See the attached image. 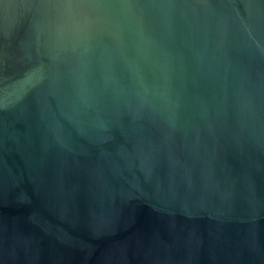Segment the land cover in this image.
Instances as JSON below:
<instances>
[{
  "label": "water",
  "instance_id": "obj_1",
  "mask_svg": "<svg viewBox=\"0 0 264 264\" xmlns=\"http://www.w3.org/2000/svg\"><path fill=\"white\" fill-rule=\"evenodd\" d=\"M0 264H264V0H0Z\"/></svg>",
  "mask_w": 264,
  "mask_h": 264
}]
</instances>
